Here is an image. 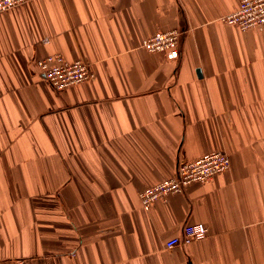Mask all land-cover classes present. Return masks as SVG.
<instances>
[{"label": "crops", "instance_id": "1", "mask_svg": "<svg viewBox=\"0 0 264 264\" xmlns=\"http://www.w3.org/2000/svg\"><path fill=\"white\" fill-rule=\"evenodd\" d=\"M237 0H32L0 13V264H264V28ZM184 30L180 57L143 49ZM90 67L62 90L37 61ZM199 70V72H197ZM211 151L227 171L144 210ZM186 224L205 237L165 247Z\"/></svg>", "mask_w": 264, "mask_h": 264}, {"label": "built area", "instance_id": "2", "mask_svg": "<svg viewBox=\"0 0 264 264\" xmlns=\"http://www.w3.org/2000/svg\"><path fill=\"white\" fill-rule=\"evenodd\" d=\"M32 0H0V13L24 5ZM222 21L241 31L264 28V0H237L236 10L223 16ZM184 30L158 31L142 42V47L151 53H160L168 60L180 57L179 38ZM45 81L55 90H62L87 81L91 76L90 67L81 60L67 61L59 54L48 55L37 61ZM230 167L229 157L222 151H211L190 161L178 164L175 175L146 187L139 193L144 210L165 196L182 193L191 184L204 183ZM207 229L202 224H186L181 237L166 241L165 247L171 249L184 246L194 239L205 237ZM10 264H38L27 258H18Z\"/></svg>", "mask_w": 264, "mask_h": 264}, {"label": "rangeland", "instance_id": "3", "mask_svg": "<svg viewBox=\"0 0 264 264\" xmlns=\"http://www.w3.org/2000/svg\"><path fill=\"white\" fill-rule=\"evenodd\" d=\"M181 39H182V36L179 38V47H180ZM88 80H89V79H88ZM88 80H87V81H88Z\"/></svg>", "mask_w": 264, "mask_h": 264}, {"label": "water", "instance_id": "4", "mask_svg": "<svg viewBox=\"0 0 264 264\" xmlns=\"http://www.w3.org/2000/svg\"><path fill=\"white\" fill-rule=\"evenodd\" d=\"M197 72H199V70Z\"/></svg>", "mask_w": 264, "mask_h": 264}]
</instances>
